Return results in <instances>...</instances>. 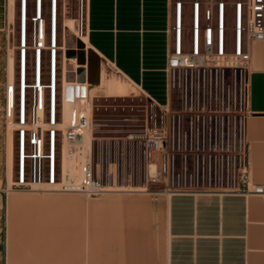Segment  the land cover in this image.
Here are the masks:
<instances>
[{
    "label": "built area",
    "instance_id": "1",
    "mask_svg": "<svg viewBox=\"0 0 264 264\" xmlns=\"http://www.w3.org/2000/svg\"><path fill=\"white\" fill-rule=\"evenodd\" d=\"M29 1L17 0L13 30L6 36V40L18 38L14 46L15 77L12 82L7 77L4 90L5 116L17 132L18 150L15 179L10 187L0 190V245L5 225L2 192L8 190L42 187L96 197L113 187L131 191L152 185L169 194L264 195V184L253 183L250 177L246 135L249 47L253 41L264 40V0H171L174 22L167 66L168 98L159 103L146 96L140 122L121 129L123 134L109 137L123 150L110 158L107 143L106 166L105 155L101 166L94 160L98 138L94 134L95 114L101 107L108 108V104L97 101L117 94L92 92L91 85L95 83L88 80L87 62L80 64L85 69L84 79L79 66L65 68L70 60H76L68 55L69 33L73 43L77 45L80 39L87 51L84 38L89 32V0H77L76 15L71 18L74 28L66 22L65 0H49V27L44 0H31V13ZM186 1L192 11L189 48L184 43ZM227 8L233 12L231 49L226 44ZM59 49L63 55L60 120ZM44 54L46 82L42 77ZM66 102L72 104L67 121ZM86 129H90L89 139ZM77 149L84 151V157L71 171L65 167L66 153Z\"/></svg>",
    "mask_w": 264,
    "mask_h": 264
},
{
    "label": "crops",
    "instance_id": "2",
    "mask_svg": "<svg viewBox=\"0 0 264 264\" xmlns=\"http://www.w3.org/2000/svg\"><path fill=\"white\" fill-rule=\"evenodd\" d=\"M65 1L68 20L76 15L77 0ZM16 14L17 0H0V40L11 35ZM173 22L171 0H89L87 40L100 64L108 61L130 88L160 103L159 94H169ZM249 48L250 177L264 184V40L251 42ZM127 196L88 199L79 193L50 192L33 197L49 201L54 213L71 215L77 209L79 236L70 239L73 228L67 227L60 246L53 239L54 264H70L71 242L85 264H264L263 194L156 190ZM103 214L109 215L108 223H103ZM18 263L17 254L11 264Z\"/></svg>",
    "mask_w": 264,
    "mask_h": 264
},
{
    "label": "rangeland",
    "instance_id": "3",
    "mask_svg": "<svg viewBox=\"0 0 264 264\" xmlns=\"http://www.w3.org/2000/svg\"><path fill=\"white\" fill-rule=\"evenodd\" d=\"M33 1H29V13H31ZM44 14L48 18V27H49V0H44ZM184 43L186 48L190 47L191 43V21H192V11L190 6H188L187 1L184 7ZM232 30H233V12L230 8H227L226 13V44L227 48L231 49L232 47ZM59 43L62 41L61 34V25H59ZM30 42V34H29ZM18 44V38H13L9 40H0V190H3L7 186L10 187L12 181L15 179L16 174V165H17V150H18V141H17V132L14 130V127L9 124L4 111L5 105V84L7 81V55L9 58L10 49H14V46ZM67 44L70 48H76L77 45L73 43L72 34H68ZM84 49V48H83ZM15 50V54H16ZM63 55L61 50L58 51V118L61 119L63 112L62 102H61V66H62ZM9 60V59H8ZM30 61V56L28 58ZM77 59L70 60L67 63L69 69L77 68ZM43 81H48L47 78V56L44 54L43 65H42ZM80 74V73H79ZM10 81V79H8ZM236 85V84H235ZM130 88V87H129ZM160 103L166 102V94L162 91L159 94ZM103 102L108 104V108L101 107L99 111L95 114V123L94 134L98 136L95 142L94 150V160L97 166L102 165V160H104L105 155V166L107 162L108 149L106 144L109 143V157L112 158L115 155V152L123 150L122 145H119L113 138L110 139V136H116L123 134L121 129H126L128 127L134 126L135 123H139L138 118H142L145 105L147 103V98L144 95H141L135 88L131 87L130 90L123 95L117 94V96L109 97L108 99L101 98L97 103ZM131 118L129 120L125 118ZM9 132L13 134L14 141V166H13V175L10 173V165L8 161L9 153ZM60 134L58 135V150L60 145ZM104 136L108 138H104ZM105 144V148H104ZM105 150V151H104ZM124 187V186H123ZM120 188V187H115ZM136 189H141L137 187ZM143 189V188H142ZM144 189H149L153 191H158V188L152 185H148ZM161 191V190H159ZM50 192L39 187L37 190L23 191V190H8L7 193L2 192L3 194V205H4V229L2 233V243L0 245V264H8V247H7V230H8V219H9V200L12 195L18 197L20 203L13 209L15 215V220L13 221V237L11 242L13 256L18 254L19 263L18 264H54L52 246L53 239L58 242L59 246L61 245L62 234L66 235L67 227H71L69 236L70 239H75L79 236L78 227H77V217L75 216L77 209L72 211L74 214L70 213L67 215V211H63L66 215V221L62 226H58L57 229L48 230L45 233H37V224L34 223L33 217L34 214L39 212L42 208L41 205L36 204V201L32 200L33 197L43 198L47 196ZM152 193V192H149ZM80 195L88 198H103L105 195L100 194L96 197H89L85 194L79 193ZM129 198L131 196H123ZM104 207H109L108 202L103 203ZM61 212V211H60ZM108 214H103V223H108ZM107 221V222H106ZM103 224V234L108 233L104 230ZM55 234V235H54ZM104 240V239H103ZM40 242V245H38ZM41 249L42 253L39 251ZM36 251L38 252L36 255ZM70 264H85L83 257L80 256V250L77 246L73 247L71 242L70 245ZM42 254V255H41Z\"/></svg>",
    "mask_w": 264,
    "mask_h": 264
},
{
    "label": "bare ground",
    "instance_id": "4",
    "mask_svg": "<svg viewBox=\"0 0 264 264\" xmlns=\"http://www.w3.org/2000/svg\"><path fill=\"white\" fill-rule=\"evenodd\" d=\"M11 4H13V0H10ZM12 12V7H11ZM67 24L74 28V20L68 19ZM84 41L87 42V50L90 49V44L87 40V38H84ZM8 66H7V76L8 79H10L9 82H12V80L15 77V55H14V49H10L9 58H8ZM77 62V61H76ZM80 67V63L77 62V67ZM78 67V69H79ZM66 70L68 67H65ZM80 73V72H79ZM100 74L101 79L99 82L92 84V92L100 93V92H107L112 94L111 89L115 90L116 93L124 94L129 90L130 85L128 82L119 75V73L114 70L110 69V64L108 61H102L100 64ZM67 81H69V78H66ZM72 108V104L69 102L65 103V112H66V121L68 120V117L70 115V111ZM87 138H90V129L85 130ZM9 153H8V161L10 165V174L13 175V166H14V141H13V134L12 132H9ZM88 143V141L86 142ZM88 145V144H87ZM83 150L77 149L75 152H67L66 153V159H65V167L71 171H74L78 164L80 163V160L83 159ZM1 157V156H0ZM1 166V165H0ZM257 174V173H256ZM109 191H106L104 194V198H115L119 196H127V195H137V194H144L149 192H155L153 190L149 189H130L131 191H124L123 188H110ZM136 197V196H135ZM138 197V196H137ZM126 198V197H125ZM20 199L14 195L11 196L9 200V225L7 230V247H8V258H9V264L13 261V252H12V233L14 229L13 221L15 220V215L13 213V209L20 203ZM32 200L36 201V204L41 205V209L39 210L38 214L35 213L32 220H34V223L37 224V233H45L48 230H54L57 229L58 226H62L66 221V215L63 213V211H59L57 213L52 212V204H50L49 201H39V199L33 198Z\"/></svg>",
    "mask_w": 264,
    "mask_h": 264
},
{
    "label": "water",
    "instance_id": "5",
    "mask_svg": "<svg viewBox=\"0 0 264 264\" xmlns=\"http://www.w3.org/2000/svg\"><path fill=\"white\" fill-rule=\"evenodd\" d=\"M83 42L77 40V49L70 48L68 50V55L77 59L80 64L88 63V80L92 83H97L100 80V59L98 54L93 49H88L85 51ZM80 72L81 79H84L85 69L80 66L78 69Z\"/></svg>",
    "mask_w": 264,
    "mask_h": 264
}]
</instances>
